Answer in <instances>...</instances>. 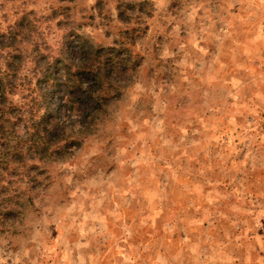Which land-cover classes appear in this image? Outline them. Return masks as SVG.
I'll list each match as a JSON object with an SVG mask.
<instances>
[{"label":"rangeland","instance_id":"rangeland-1","mask_svg":"<svg viewBox=\"0 0 264 264\" xmlns=\"http://www.w3.org/2000/svg\"><path fill=\"white\" fill-rule=\"evenodd\" d=\"M15 29L53 58L134 30L141 61L97 135L19 174L0 264H264V0H0L2 70Z\"/></svg>","mask_w":264,"mask_h":264},{"label":"trees","instance_id":"trees-1","mask_svg":"<svg viewBox=\"0 0 264 264\" xmlns=\"http://www.w3.org/2000/svg\"><path fill=\"white\" fill-rule=\"evenodd\" d=\"M133 32L125 36L128 43ZM19 34L18 29L10 32L12 42L2 48L11 50L1 54L5 70L0 68V215L16 212L20 200L14 204L12 197L26 194H9L19 174L22 179L28 174L30 183L33 169L67 156L98 134L109 107L124 96L141 61L131 44L98 48L80 35L63 43L56 58L41 52L29 55ZM7 36L0 33V38ZM28 63L32 66L24 72ZM74 93L94 101V106L81 110L82 99Z\"/></svg>","mask_w":264,"mask_h":264}]
</instances>
